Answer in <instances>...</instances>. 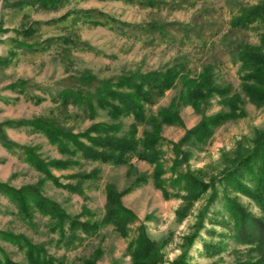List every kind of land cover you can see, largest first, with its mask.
I'll list each match as a JSON object with an SVG mask.
<instances>
[{
  "label": "rangeland",
  "instance_id": "rangeland-1",
  "mask_svg": "<svg viewBox=\"0 0 264 264\" xmlns=\"http://www.w3.org/2000/svg\"><path fill=\"white\" fill-rule=\"evenodd\" d=\"M137 1L69 0L51 10L28 0H0V58L5 60L0 59V122H9L4 125L8 138L36 146L42 158L61 157L44 134L18 122L43 115L58 118L62 125L74 131L83 130L92 120L77 106L63 107L57 101L58 91L63 87H89L78 80L82 73L115 78L130 70L164 69L181 62L185 72L196 75L202 66L211 64L217 83H230L233 90L240 92V114L224 121L199 146L179 143V140L202 115L226 109L218 96L206 98L198 109L191 104L178 105L182 123L165 124L162 128L165 167L177 158L178 169L207 181L209 188L189 202L180 196L185 192L182 189L179 195L173 194L176 190L172 189L166 197L151 181L137 185L121 195L122 203L135 214L126 236L107 224L92 234L79 232L81 238L73 243L51 230L48 218L40 213L35 214L33 223L22 220L14 204L0 193V230L22 232L34 242H43L47 251L56 257L57 264H81V258L90 256L96 248L100 249L98 264H132V241L139 232L156 247L160 257L155 264H182V260L197 264H240L255 257V251L231 235V228L226 224L229 218L225 193L236 197L254 214H260V208L245 194L225 187L222 175L235 155H244L253 148L256 130L264 129V102L257 104L242 92L237 58L241 44L260 45L264 22L254 21L244 28L233 26L231 20L246 7L258 6L264 12V0H153L152 5ZM81 8L105 12L107 15L93 11L91 17L104 23L93 24L87 18L77 17ZM109 16L135 24L165 23L166 32L161 35L134 26L120 27ZM27 28L33 31L27 33ZM63 36L75 38L76 42L68 43L67 49H63ZM25 42L33 43L35 49L21 45ZM19 80L22 82L13 88L11 83ZM181 87L177 79L148 109L155 112L168 105L177 98ZM100 119H108L102 109L94 118ZM123 120L126 125L131 117ZM171 141L178 142V154L172 149ZM130 161L136 168L130 174L126 172V164L98 161H85L81 167L52 168L64 182L71 180L66 174L78 168L98 165L101 174L84 183L83 195L57 187L46 179L42 192L70 214L81 212L86 205L89 213L81 218L100 219L105 209L106 183H113L121 191L137 173L149 172L152 168L135 155ZM168 175L169 172L165 173ZM42 177L19 152L7 150L0 142V181L19 187L37 183ZM205 241L220 247L210 249ZM0 247L1 253L17 261L25 260L23 251L16 245L0 238Z\"/></svg>",
  "mask_w": 264,
  "mask_h": 264
},
{
  "label": "trees",
  "instance_id": "trees-1",
  "mask_svg": "<svg viewBox=\"0 0 264 264\" xmlns=\"http://www.w3.org/2000/svg\"><path fill=\"white\" fill-rule=\"evenodd\" d=\"M44 9H56L69 0H28ZM134 1V0H125ZM145 5H152L153 0H138ZM93 11L101 15L105 12L95 8H81L77 17L88 19L93 24L104 22L92 19ZM66 14V13H65ZM62 14L61 16H65ZM117 21L120 27L134 26L146 29L161 35L166 32V24L148 21L145 24L130 23L109 16ZM254 21L264 22V12L258 7L241 9L232 20L235 27H248ZM32 28V27H31ZM33 29V28H32ZM26 31L30 33V28ZM63 49L67 44L75 43L76 39L62 37ZM49 43V42H48ZM29 49H35L33 43H24ZM264 31L260 34V45L241 44L237 50L240 68V87L249 100L261 104L264 102ZM4 62V58H0ZM211 64L202 66L196 75L185 72L181 62L173 63L164 69H149L146 71L130 70L115 78H98L90 72L82 73L78 80L89 85L85 88L63 87L58 91L57 101L63 107L75 105L92 121L83 130L74 131L65 127L58 118L38 115L18 123L28 125L33 131L45 135L48 141L54 144L62 154L61 157L44 159L36 151V146L19 144L6 135L4 125L0 122V142L10 151H17L22 158L33 168L43 174L37 183L24 184L19 187L5 181H0V193L11 201L20 218L33 223L36 213L48 218L51 230L57 231L61 238L73 243L81 238L79 232L95 233L101 226L111 224L123 236L128 233V224L135 214L121 201V195L133 187L151 181L161 190L164 196L179 195V190L185 192L182 196L189 202L197 198L209 188V183L200 179L191 172L178 169L180 160L174 158L168 168L163 159L162 143L165 139L162 128L165 124H180L181 117L178 105L191 104L198 109L200 103L208 97L218 96L219 101L226 107L224 110L202 115L196 124L186 129L179 143H188L199 146L206 143L216 128L224 121L240 114L242 96L239 91L233 90L230 83H217L213 77ZM180 79L182 87L176 99L168 105L159 107L155 112L148 109L166 90L175 85ZM22 81L11 83L13 88ZM22 85V84H21ZM92 85V86H91ZM21 90L22 87H19ZM99 109L105 111L106 120H94ZM124 117H131L125 125ZM140 126L141 131H140ZM254 146L244 155H235L222 175L225 187L241 192L253 199L260 208V214L248 210L236 197L225 193V204L228 212L226 224L231 228V235L237 242L249 245L255 251V257H250L240 264H264V129H257L253 139ZM172 149L178 154V142L171 141ZM146 161L152 168L135 175L130 185L118 191L113 183H106L105 209L100 219L90 216L81 218L89 213L86 205L77 214L68 213L58 201L42 192L43 181L50 180L57 187L83 195L84 183L100 177L101 168L98 165L90 169L78 168L66 177L70 181H62L61 177L53 173L52 168L66 169L73 166H83L85 161H98L114 165L126 164L127 174L136 170L130 161L131 156ZM169 172L170 175L165 176ZM91 214V213H90ZM0 238L16 245L24 253L25 260L17 261L0 247V264H57L56 257L47 251L43 242H34L28 235L11 230H0ZM132 264H155L159 260V253L153 242L139 232L132 241ZM210 249H217L220 244L212 241L204 243ZM132 246V245H131ZM100 249L96 248L88 257L81 258V264H98L96 259ZM182 264H197L182 260ZM176 264V263H175Z\"/></svg>",
  "mask_w": 264,
  "mask_h": 264
}]
</instances>
